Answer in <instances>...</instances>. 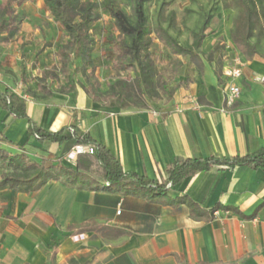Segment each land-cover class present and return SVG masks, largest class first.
<instances>
[{
	"label": "crops",
	"instance_id": "0c3cea01",
	"mask_svg": "<svg viewBox=\"0 0 264 264\" xmlns=\"http://www.w3.org/2000/svg\"><path fill=\"white\" fill-rule=\"evenodd\" d=\"M231 24L232 18L227 36L209 30L215 33L201 48L214 50L212 61L201 71L185 63L172 85L191 83L150 109L104 107L78 85L63 93L53 84L51 97L34 98L36 86L23 84L21 72L39 76L57 64L56 49L48 61L50 48L38 45L44 35L27 26L0 45V93L26 97L27 116L37 127L50 132L77 127L109 150L124 171L162 184L177 157L243 156L264 146V58L241 55L239 99L225 105L227 54L219 45L229 42L236 51ZM74 147L39 143L28 134L27 120L9 114L0 100V149L74 168L75 156H69ZM12 173L0 161V180ZM0 264H264V172L216 166L160 195L103 184L69 187L61 180L28 193L0 186Z\"/></svg>",
	"mask_w": 264,
	"mask_h": 264
},
{
	"label": "trees",
	"instance_id": "16d2710c",
	"mask_svg": "<svg viewBox=\"0 0 264 264\" xmlns=\"http://www.w3.org/2000/svg\"><path fill=\"white\" fill-rule=\"evenodd\" d=\"M26 0H0V45L11 39L17 32L15 7H20ZM52 22L64 33L63 41L55 45L57 64L41 71L39 76L26 77L21 72L23 84L36 86L34 98H49L54 93L52 85L63 92L73 91L78 85L92 102L104 107L126 109H150L160 101L171 100L180 87H187L191 80L174 82L171 86L165 71L155 62L152 49L156 44L165 48L172 57L183 58L192 63L199 71L204 62L212 61L214 50L204 52L202 43L213 18L211 12L202 16L198 30L192 33L191 42L181 43L170 33L169 27L175 25L176 17L169 10L170 1L162 2L156 19L150 21L147 4L152 0H128L130 13L122 8L120 0H42ZM222 9L235 11L232 18L229 38L238 54L246 60L255 57L264 58V0H230ZM106 12L113 21L111 36L110 69L114 80L102 90V84L96 73L98 65L93 60L95 39L92 27L100 19L99 11ZM163 24H167L164 27ZM177 62V64H176ZM167 66L170 73L180 66L179 60H172ZM125 74L127 77H123ZM171 74L173 82L176 75ZM64 84H63V82ZM4 109L16 118L26 119L28 134L35 136L39 143L45 141L61 146L72 142L75 146L90 147L92 154L82 152L75 155V167H67L59 162L47 166L42 160L34 162L25 154L12 155L0 149V161H4L14 173L3 174L0 186L8 185L18 192L38 190L49 180H61L69 187L84 186L97 189L127 188L133 194H165L168 187L175 185L199 172H207L216 166H246L264 172V146L253 153L233 157L182 158L177 157L167 167L165 183L157 184L150 179L138 177L133 172L124 171L114 156L104 146L97 143L88 133L74 126H64L56 132L41 129L27 116L26 98L6 90L0 93ZM185 201L186 198H185ZM216 207L208 212L213 214Z\"/></svg>",
	"mask_w": 264,
	"mask_h": 264
},
{
	"label": "rangeland",
	"instance_id": "374dc122",
	"mask_svg": "<svg viewBox=\"0 0 264 264\" xmlns=\"http://www.w3.org/2000/svg\"><path fill=\"white\" fill-rule=\"evenodd\" d=\"M94 2H101L102 0H91ZM122 8L127 14L130 13V5L128 0H120ZM171 2L169 10L174 11L176 17L175 25L168 28L167 24H163L167 27L173 35L181 43L191 42L192 33L201 25L202 16L207 12L213 14V18L210 21V29H219L221 32L227 36L228 27L230 25V19L235 15V11L231 9L224 10L222 5L225 2H230V0H152L150 4H147L148 17L150 21L156 19V11L162 2ZM100 19L93 24L92 35L95 39V48L93 51V60L98 65L97 77L102 84V90L107 89V84L114 80L113 71L110 69V59H111V36L113 35V21L110 16L104 12L99 11ZM15 18L16 25L18 28L22 26H27L29 28H34L39 30L43 35V41H40L38 45L46 46L50 48L47 53V60L52 57V47H55L57 42L63 41L65 35L63 31L56 26L49 14L47 13L42 0H26L22 6L15 7ZM221 42L224 41L223 36L220 37ZM4 42L3 44H6ZM37 45V46H38ZM219 48L225 52L229 53L233 46L228 43H223L219 45ZM152 54L155 62L160 66L161 69L165 71V74L171 85L173 82L170 78L176 75H180L183 66L187 61L183 58H175L159 44H156L152 49ZM172 60H179L180 66L174 69V74L170 73L167 66L172 62ZM177 64V62H176ZM172 74V77H171ZM123 77L127 75L123 74Z\"/></svg>",
	"mask_w": 264,
	"mask_h": 264
},
{
	"label": "built area",
	"instance_id": "2783aa9c",
	"mask_svg": "<svg viewBox=\"0 0 264 264\" xmlns=\"http://www.w3.org/2000/svg\"><path fill=\"white\" fill-rule=\"evenodd\" d=\"M227 63L222 68V75L227 80L226 81V89H225V105L227 108L232 107L235 102L239 99L240 95V87L238 82L242 77V68H243V60L238 54L237 51L231 50L226 55ZM26 98V97H25ZM224 112L226 110H223ZM89 152L92 154V149L90 147L84 148L83 146H75L69 155L70 157L75 156L78 153ZM118 211L117 213H119ZM217 215V212H214ZM83 235L76 236L75 238L81 239Z\"/></svg>",
	"mask_w": 264,
	"mask_h": 264
}]
</instances>
